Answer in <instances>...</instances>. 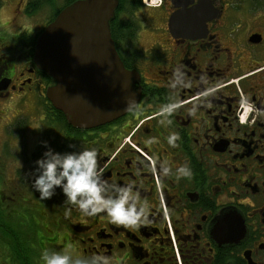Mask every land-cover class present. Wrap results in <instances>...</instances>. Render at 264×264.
Listing matches in <instances>:
<instances>
[{
    "label": "flooded vegetation",
    "instance_id": "af4514ba",
    "mask_svg": "<svg viewBox=\"0 0 264 264\" xmlns=\"http://www.w3.org/2000/svg\"><path fill=\"white\" fill-rule=\"evenodd\" d=\"M32 1L17 0L12 21L32 17L26 11ZM207 2L214 14L206 31L195 37L170 32L168 17L182 8L170 0L158 8L138 9L135 18H145L149 39L144 43L138 37V26L133 42L117 47L123 67L137 74L132 80L137 103L112 122L77 129L84 132L75 144L100 147L107 179L126 182L135 177L142 182L152 220L139 230L75 211L67 220L59 190L41 201L30 188L26 170L43 150L40 141L57 150L67 147L62 120L45 95L51 83L46 85L34 65V48L19 40L22 34L35 37L51 20L52 7L44 6L50 7L49 20L35 33L29 27L12 34L4 29L8 38H0V82L9 83L0 90V208L20 235V251L0 236V264H42L41 248L60 247L69 240L85 253H109L111 264H264V0L202 1ZM197 3L188 0L185 6ZM177 68L189 87H171ZM210 87L214 90L202 97ZM242 94L253 102V111L241 107ZM170 97L184 102L170 126L180 133L179 146L145 148V138L165 134L153 113ZM193 97L209 103L198 104L189 116L186 109ZM8 101L20 109L31 106L33 112L7 117ZM27 132H34L39 143L26 144ZM153 154L174 165L190 161L193 176L175 182L171 176L154 175L147 164L138 168V160ZM17 193L24 198L15 197ZM34 201L43 206L31 214L42 229L21 219Z\"/></svg>",
    "mask_w": 264,
    "mask_h": 264
},
{
    "label": "water",
    "instance_id": "95a60500",
    "mask_svg": "<svg viewBox=\"0 0 264 264\" xmlns=\"http://www.w3.org/2000/svg\"><path fill=\"white\" fill-rule=\"evenodd\" d=\"M118 1L77 0L68 4L35 42L34 65L53 79L46 98L72 128L91 129L112 122L132 109L139 98L132 84L137 74L121 64L109 32ZM170 1L174 7H182L168 17L172 34L195 37L206 31L214 14L208 2L198 0L187 8L188 0ZM8 83V79L1 81L0 90ZM130 98L134 102L126 110Z\"/></svg>",
    "mask_w": 264,
    "mask_h": 264
},
{
    "label": "clouds",
    "instance_id": "9594fccd",
    "mask_svg": "<svg viewBox=\"0 0 264 264\" xmlns=\"http://www.w3.org/2000/svg\"><path fill=\"white\" fill-rule=\"evenodd\" d=\"M170 85L189 87L190 81L184 78L180 70L174 69ZM177 73H180L179 75ZM214 89L208 88L201 92L207 97ZM193 103L186 109L189 116L197 111L198 104L209 103L193 97ZM134 98L125 104L127 110ZM183 101L178 97H170L161 103L153 113L157 117L156 123L165 129L161 136H148L141 143L145 148L166 144L169 148H177L181 139L180 133L172 129L175 114L181 109ZM241 107L245 111H253L254 104L246 95H241ZM241 117V123H243ZM43 150L39 156L31 161V167L26 170V179L30 188L37 193L41 201L49 200L59 193L63 194L60 205L64 206L63 216L71 220L73 212H78L85 218H106L111 225L122 226L123 229H137L147 227L152 220V204L142 195V182L133 177L126 182L109 180L104 174V167L100 164V147L96 143H69L64 150H57L49 141L42 140ZM147 155V153H145ZM144 164L160 178L171 176L175 182L190 179L193 169L190 161L184 160L178 165L153 154L147 160H138V168ZM159 186V181H158ZM167 215V212H165ZM109 253L94 251L82 252L69 240L60 247H43L39 251L42 264H111Z\"/></svg>",
    "mask_w": 264,
    "mask_h": 264
},
{
    "label": "trees",
    "instance_id": "16d2710c",
    "mask_svg": "<svg viewBox=\"0 0 264 264\" xmlns=\"http://www.w3.org/2000/svg\"><path fill=\"white\" fill-rule=\"evenodd\" d=\"M53 1L54 0H46V1L43 0V3H40V1H36V2L32 1L30 2L26 11L28 13H32V12H36L42 9L46 5H50V7H52L51 9L53 10V14L51 16L52 17L51 20H52L53 17H55L58 14V11L60 9L68 6V4H71L77 0H62L63 1L62 4L57 7H56L55 2ZM141 7H142L141 0H119L118 1L117 8L115 9L116 10L115 15L109 23V32L111 33V39L114 43L116 52H117V47L119 44H122L123 42L124 43L128 42V44H130L133 42L136 36V33H137L138 26H139L138 20H136L135 18V12ZM38 34L39 33H37L35 37H30L27 34L26 35L22 34L19 40L26 45L29 44L30 46H32V49H33ZM42 78H44L46 85L53 83L52 78L48 77L44 72L42 73ZM57 112L62 120L61 127H62V130H64V137L66 139V144L67 145L69 143L75 144L78 141H80V138L82 137L81 135L84 131H80L75 128H72L70 125H68L63 114L59 112L58 110ZM27 234L31 235L30 232ZM0 236L2 239L5 238L7 240L8 238L10 243L14 245V248H15L14 251H16V253L20 251L19 250L20 235L18 234L16 229L12 228L11 220L6 219V217L3 214V210H1V208H0ZM29 263L30 261H28V264Z\"/></svg>",
    "mask_w": 264,
    "mask_h": 264
},
{
    "label": "rangeland",
    "instance_id": "374dc122",
    "mask_svg": "<svg viewBox=\"0 0 264 264\" xmlns=\"http://www.w3.org/2000/svg\"><path fill=\"white\" fill-rule=\"evenodd\" d=\"M16 1L17 0H2V4L0 6V38H2L3 40L7 39L8 37L5 35V30H7V33L12 34L13 32L16 33L18 30L22 31L24 30V27H29V29H31L32 33H35L37 30L40 29V27L45 26L46 21L49 20L48 17V12H49V8H42L36 12H32L31 14H33L32 17H15V20L12 21V18L14 16V9L16 6ZM36 1H40V3H43V0H34ZM46 1V0H45ZM53 2H55L56 7L62 4V0H54ZM159 11V10H158ZM50 13H53V10H51ZM136 17L138 19L139 15L138 13H136ZM140 19V20H139ZM138 22H139V27L140 29L139 31V38L144 41V43L147 42V40L149 39V33H147L144 30V24L146 23V20L144 18L141 19L139 17ZM5 29V30H4ZM7 37V38H6ZM11 54V53H10ZM7 106V117H9L11 114L15 113V112H19V111H23V112H27V113H32V107L28 106L26 108L20 109V107H15L14 104H12L11 102H7L6 103ZM0 107H4V105L2 103H0ZM33 129V126H32ZM39 142L37 141L34 132L31 133H26V144H29L30 146H34L36 144H38ZM12 193V192H11ZM20 193L15 194V197H18L19 199L24 198ZM11 195V194H10ZM9 195V196H10ZM19 195V196H18ZM26 200L22 201L23 202ZM18 206V204H17ZM31 212L27 213L26 215H22L21 219L24 222V224H31V225H35L37 223L41 224L39 222L38 219H35L31 214L33 213H37L40 212L43 208V206L39 203H37L36 201H34V203H32L31 205H29ZM21 213H24V208L25 207H18ZM46 211V210H45ZM42 211V212H45ZM36 228L38 229H42L40 226L35 225ZM43 227V226H42ZM27 231V230H26Z\"/></svg>",
    "mask_w": 264,
    "mask_h": 264
},
{
    "label": "built area",
    "instance_id": "2783aa9c",
    "mask_svg": "<svg viewBox=\"0 0 264 264\" xmlns=\"http://www.w3.org/2000/svg\"><path fill=\"white\" fill-rule=\"evenodd\" d=\"M142 2L144 3V5H146L147 7H158L161 5L162 0H142Z\"/></svg>",
    "mask_w": 264,
    "mask_h": 264
}]
</instances>
